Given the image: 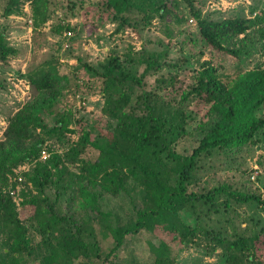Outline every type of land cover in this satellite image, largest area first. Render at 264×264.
<instances>
[{
  "label": "trees",
  "instance_id": "16d2710c",
  "mask_svg": "<svg viewBox=\"0 0 264 264\" xmlns=\"http://www.w3.org/2000/svg\"><path fill=\"white\" fill-rule=\"evenodd\" d=\"M67 1L72 14L75 6L84 10L83 25L90 30L110 22L115 24L116 32L151 27L157 18L164 23L171 15L178 18L180 13L174 11V5L180 1L197 26V33L188 34L182 45L190 41L201 52L209 49L224 57L233 56L242 60V67L225 82L222 66L203 63L187 90L172 98L163 96V88L157 83L147 87L145 77L160 73L164 66L173 68L188 60L182 45L181 54L171 59V48L176 45L172 42V28L167 29V40L155 41L163 49L143 46L141 72L132 59L123 60L114 52L99 65L84 62V68L101 81L103 113L117 121L114 128L112 122L99 127L71 115L63 120L55 116L54 124L48 127L43 114L59 93L60 81L52 66L31 72L30 82L40 95L9 117L0 140V264H29L36 251L41 254L43 249L50 252L49 256L42 255L43 264H72L70 255L75 250L93 264H176L171 248L163 242H149L150 261L140 259L129 249L131 238L144 232L155 235L153 231L162 229L161 225L168 233L181 231L186 239L204 230L212 249L221 250L226 264H264L263 229L246 234L233 225L230 232L217 234L204 228L198 216L199 206L214 213H219L222 206L230 210L234 203H257L264 208L261 192L251 189L246 180L249 171L242 168V187L222 182L206 192L189 190L194 172L203 167V154L218 150L225 156L224 162L231 164L236 162L237 153L254 151L255 145L264 141V64L249 67L245 60L257 48V34L264 40V24L246 16L243 9L223 18L205 15L206 0ZM31 2L32 24L37 29L52 17V0ZM23 6L24 0H8L3 13L6 17L21 15ZM76 28V24H65L60 19L53 25L57 32ZM18 53L7 28L0 26V61L7 62ZM190 100L193 108L184 107ZM166 103L182 108L183 123L176 120L173 112L162 110L160 105ZM198 112L200 119L193 126L198 144L190 153H181L175 144L188 134V125ZM124 116L134 119L129 130L123 121L119 123ZM72 122L74 128L69 127ZM66 132L77 134L75 140L67 139L66 158L76 163L78 171L71 170L65 156L58 152L40 160L46 139L54 136L66 141ZM25 161L33 165L26 173L18 206L9 191L13 186L10 175ZM257 163L264 172V156H259ZM27 181L32 182L35 192ZM119 195L128 197L132 205L130 215L124 219L108 206L110 199ZM192 217L194 224L186 222ZM25 221L44 233L39 242L34 244ZM54 231L60 232L57 247L50 246ZM99 238L110 239L109 244L104 247ZM129 255L132 257L126 258Z\"/></svg>",
  "mask_w": 264,
  "mask_h": 264
},
{
  "label": "rangeland",
  "instance_id": "374dc122",
  "mask_svg": "<svg viewBox=\"0 0 264 264\" xmlns=\"http://www.w3.org/2000/svg\"><path fill=\"white\" fill-rule=\"evenodd\" d=\"M7 1L0 0V26L7 28L8 38L11 44L18 47L19 53L7 62L0 61V140L4 138L9 117L27 102L36 99L40 95V92L30 82L31 72L42 67L52 66L60 81L59 93L50 101V108L48 107V111L46 110L43 114L48 127L54 124L55 116L63 120L66 115H71L73 118H83L86 122L97 124L99 127H107L112 122V128H114L117 121L108 119L103 113L105 98L99 93L101 81L92 72L84 68V62L99 65L108 55L114 52L120 55L123 60L132 59L139 65L141 72L144 69L141 50L145 44L163 49V46L155 41L159 38L167 40L169 38L167 29L172 28L174 32L172 42L176 45L171 48L170 57L174 60L181 54L179 50L182 45L181 41H186L188 34L197 33L195 21L190 19L184 4L180 1H177V4L174 5V11L179 12L180 17L176 18L171 15L166 19V23L157 18L153 20L151 27H140L136 31L125 28L119 32H116L115 24L110 22H106L104 26L94 31L90 30L88 26L83 25L84 10H80L79 6L77 8L75 6L72 11L74 14H72L68 8L70 3L67 0H52L50 8L52 17L35 29L32 24V0H24V11L21 15L12 14L6 17L3 11ZM76 1H78L76 4L80 3L79 0ZM85 1L88 3L92 0ZM252 8L254 9L253 12H251ZM242 9L246 16L255 18L257 22H260L259 24H264V0H206L204 14L223 18ZM59 19L65 24H76V30L53 31V25ZM177 20H180L181 23H177ZM69 31L71 34L68 33ZM149 40H151L150 43ZM182 46L188 60L177 67L168 68L164 66L158 74L146 75L147 87H153L157 83L163 88L160 93L163 96L172 98L173 96H179L183 90L189 88L196 70L203 63L213 62L217 66H222V78L225 82L232 80L237 69L242 67V60L239 61L233 56L224 57L219 52L210 51L209 49L201 52L190 41ZM256 46V49L253 48L252 55L245 59L248 60L249 67L255 66V64H264V40L260 39L259 34L256 36ZM174 80L175 85H172ZM187 106L193 108V102L190 100L185 103L184 107ZM160 107H162V110L173 112L176 120L180 122L182 120L183 123L182 108L168 103L164 106L160 105ZM196 115L197 117L194 118L193 123L188 125V134L175 144L176 150L181 153H190L198 144L196 139L198 135L193 130V126L200 119L201 114L198 112ZM121 121H123L127 130L134 123L131 116H124L119 123ZM69 127L74 128V122L70 123ZM37 131L40 132V129ZM65 138L66 141H59L54 136L47 138L41 151L43 149L47 151V158L55 152L64 155L68 167L73 171H78L76 163L66 158L69 148L67 139L71 142L77 138V134L66 132ZM123 147L128 153L130 152L126 145ZM261 155L264 156V141L256 144L254 151L237 153L236 162L231 164L224 162L225 156L218 150H215L212 154H203L200 160L203 167L194 172L189 190L198 193L206 192L222 182H234L242 187V182L245 179L242 173L243 168L249 171L250 175L246 176V180H248L250 188L258 190L264 197V172L257 163ZM47 158H42L40 153V160H46ZM233 164L235 165L233 166ZM32 165V161L22 162L13 169V174L10 175L13 186L9 187V191L14 196L18 206L21 205L22 201L21 191L25 187L23 182L26 181V173L30 171ZM237 166H240L239 169L236 168ZM27 183L35 192L32 182L27 181ZM108 206L109 209L123 216V219L130 215L132 211L131 202L124 195L111 198ZM225 209L226 207L222 206L219 213H214L209 212L205 206H199L200 223L204 228L217 234L230 232L233 225L237 227L240 233L246 234L264 230V208L257 203L246 205L234 203L230 210ZM25 222L27 226H30L29 235L34 244L39 242L44 233L39 231L40 228L36 229L32 226V223ZM186 222L194 224L195 219L192 217ZM94 225L98 230V223L96 222ZM161 227L162 229L158 228L157 231H153L155 235L144 232L140 236L131 238L129 249H132L140 259L150 261L152 255L150 254L149 242L151 241L156 245L163 242L171 248L176 264H226L221 250L212 249V244L206 238L204 230L200 229L196 237L186 239L180 235L181 231H178L179 234L168 233L164 226L161 225ZM58 236H60L59 231L51 233L50 246L57 247L56 237ZM109 241L110 239H102L100 243L106 247ZM49 253L47 249H43L41 254L36 251L33 260L29 264H43L41 258L46 254V256H49ZM131 257L132 255H129L126 258L130 259ZM70 258L72 264H93L83 259L78 250L71 253Z\"/></svg>",
  "mask_w": 264,
  "mask_h": 264
},
{
  "label": "built area",
  "instance_id": "2783aa9c",
  "mask_svg": "<svg viewBox=\"0 0 264 264\" xmlns=\"http://www.w3.org/2000/svg\"><path fill=\"white\" fill-rule=\"evenodd\" d=\"M68 33L71 34L70 31H69ZM41 156H42V158H47V151H46L45 149H43V150L41 151ZM12 193H13V192H12Z\"/></svg>",
  "mask_w": 264,
  "mask_h": 264
}]
</instances>
